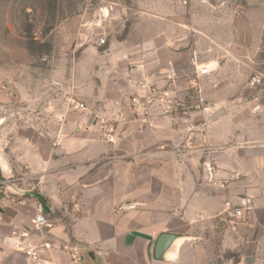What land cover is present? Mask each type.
I'll use <instances>...</instances> for the list:
<instances>
[{
    "label": "crops",
    "instance_id": "crops-1",
    "mask_svg": "<svg viewBox=\"0 0 264 264\" xmlns=\"http://www.w3.org/2000/svg\"><path fill=\"white\" fill-rule=\"evenodd\" d=\"M166 21L145 45L111 47V72L102 74L100 90L97 80L81 79L85 109L68 114L44 148L32 145L29 171L16 178L32 187L7 179V192L23 203L0 197V264H73L59 250H41L36 262L19 248L17 235L30 227L36 201L54 224V240L84 247L83 264H264L261 105L256 115L231 109L243 96L223 85L207 98L216 107L204 111L157 105L146 122L126 111L139 81L183 103L200 81L214 82L211 72L230 68L228 56L241 55L237 69L247 64L244 51L217 43L214 25L200 31L196 21L178 20L172 31ZM198 39L207 42L206 74L199 73ZM98 117L113 123V142L101 136ZM226 201L243 215L223 213ZM163 234L170 239L158 251Z\"/></svg>",
    "mask_w": 264,
    "mask_h": 264
},
{
    "label": "rangeland",
    "instance_id": "rangeland-1",
    "mask_svg": "<svg viewBox=\"0 0 264 264\" xmlns=\"http://www.w3.org/2000/svg\"><path fill=\"white\" fill-rule=\"evenodd\" d=\"M164 18L172 31L178 20L196 21L200 31L214 25L217 43L229 41L232 52L247 54L239 69L241 55L228 56L230 68L211 72L210 85L200 81L188 90L178 112L216 107L207 98L223 85L243 96L231 109L264 111V0H0V157L7 179L32 187L16 178L29 171L32 145L44 148L68 114L83 110L75 105L86 106L79 95L81 79L92 85L97 80L100 90L102 74L111 72V47L149 43ZM197 45L202 68L206 39ZM254 75L262 84L251 88ZM257 104L260 111L253 110Z\"/></svg>",
    "mask_w": 264,
    "mask_h": 264
},
{
    "label": "built area",
    "instance_id": "built-area-1",
    "mask_svg": "<svg viewBox=\"0 0 264 264\" xmlns=\"http://www.w3.org/2000/svg\"><path fill=\"white\" fill-rule=\"evenodd\" d=\"M199 73H208V68H200ZM137 84L140 87V95L136 94L130 97L126 105V111L129 112L130 115H134L133 117L141 122L147 121L152 108L157 105L161 106L163 112L171 111L183 105L182 102L173 99L166 91L157 90L148 83L142 81L137 82ZM260 84H262V77L259 75L252 76L248 82V86L251 88H256ZM156 101L158 104L155 103ZM72 102H74V100H72ZM78 106H80L81 109L85 108L79 103L75 105V108ZM259 108L260 105L257 104L253 107V110L255 111ZM119 119L126 121L128 118L126 114L121 111ZM97 124L103 139L113 142L115 139L113 123L106 118L98 117ZM176 151L179 150L176 149ZM6 186V182L0 181V197L5 196L6 200L10 203H23V199H21L17 193L7 192ZM223 213L235 218H240L243 215L242 208L235 206L231 201H226L224 203ZM53 227V222L45 214L44 204L41 201H36L30 227L22 229L17 235V238L20 239L18 243L19 248L24 251L31 260L36 262L40 259L38 254L41 250H59L67 254L73 264H83L84 247L72 241L54 240L51 236Z\"/></svg>",
    "mask_w": 264,
    "mask_h": 264
},
{
    "label": "water",
    "instance_id": "water-1",
    "mask_svg": "<svg viewBox=\"0 0 264 264\" xmlns=\"http://www.w3.org/2000/svg\"><path fill=\"white\" fill-rule=\"evenodd\" d=\"M222 112V109H218L215 114H220ZM0 181H4L7 183V178L4 176L3 174V168L0 164ZM170 239V236L168 234H163L160 236L158 243H157V250L160 251L168 242V240Z\"/></svg>",
    "mask_w": 264,
    "mask_h": 264
},
{
    "label": "bare ground",
    "instance_id": "bare-ground-1",
    "mask_svg": "<svg viewBox=\"0 0 264 264\" xmlns=\"http://www.w3.org/2000/svg\"><path fill=\"white\" fill-rule=\"evenodd\" d=\"M0 164L2 168H6V164L4 163V160L2 159V157H0Z\"/></svg>",
    "mask_w": 264,
    "mask_h": 264
}]
</instances>
